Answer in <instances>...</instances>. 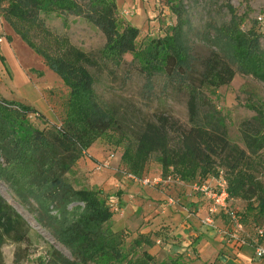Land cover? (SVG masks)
<instances>
[{"label": "trees", "instance_id": "trees-1", "mask_svg": "<svg viewBox=\"0 0 264 264\" xmlns=\"http://www.w3.org/2000/svg\"><path fill=\"white\" fill-rule=\"evenodd\" d=\"M176 4L171 3L176 22L170 31L137 46L140 29L120 17L115 0H0V17L69 92L58 126L34 105L0 97V180L69 252V257L54 253L55 264H186L180 256L159 261L149 251L151 233L114 230L112 195L70 180L97 140L121 148L122 167L138 178L152 162L173 180L222 178L229 196L245 202L253 223L264 226V109L248 105L254 116L238 123L240 144L229 136V118L212 98L236 73L264 83V31L257 21L244 28L227 3L226 22L205 23L199 38L209 48L201 51L187 38L185 10L180 0ZM51 15H72L95 26L104 37L99 59L51 30L46 22ZM125 54L133 55L146 92L160 88L184 96L185 125L165 113L127 116L99 99L90 68L101 63L119 68ZM0 61L5 62L1 53ZM28 231L0 196V264L3 243H27Z\"/></svg>", "mask_w": 264, "mask_h": 264}, {"label": "rangeland", "instance_id": "rangeland-1", "mask_svg": "<svg viewBox=\"0 0 264 264\" xmlns=\"http://www.w3.org/2000/svg\"><path fill=\"white\" fill-rule=\"evenodd\" d=\"M177 1L179 0H115L120 17L140 29L137 46L146 38L163 36L170 31L176 22L171 3L176 4ZM180 3L185 10L183 16L188 23L187 38L194 44H198L201 51L209 48L199 38L206 29L205 23L226 22L229 19L225 8L227 3L242 17L244 28L249 27L253 21H257L261 31H264V0H180ZM3 22L0 18V25L3 26ZM46 22L51 30L68 35L74 45L94 59H99L104 37L95 26L72 15H51ZM1 32L0 36L4 37V33ZM262 45L264 46V38ZM13 47L18 56L14 59L9 56L8 60L5 58L4 63L0 62V97L31 103L46 121L60 125L68 98V88L44 66L42 59L21 39H17ZM132 56V54H125L124 63L119 68L102 63L98 67L90 68L95 78V89L99 99L105 104L115 106L127 116L140 115L152 118L155 113H165L185 125L187 114L184 96L174 91L166 94L161 92L160 88L155 89L151 94L146 92L143 87V77L131 64ZM45 70H47L46 73ZM39 72L43 74L41 77L37 76ZM212 98L221 112L229 118V136L233 141L241 144L238 123L254 116V112L248 105L260 104L264 109V83L251 76L236 73L229 85L220 87L212 94ZM35 122L42 126L40 118ZM97 145L112 152L109 156L114 157L110 159L112 163L109 168L122 175L121 155L119 156L122 149L110 146L104 140H98ZM150 164V171L154 174L156 163ZM74 168L69 176L70 180L77 186H89L87 179L91 173L90 170L83 171L77 167V164ZM147 176L158 177L151 174ZM114 195L115 193L112 197ZM0 196L19 213L29 229L27 243L16 244L9 240L3 243L1 246L3 264H55L54 253L69 257L67 249L57 242L47 229L36 222L35 215L28 210L27 206L20 203L15 193L1 180ZM113 205L116 204L113 203ZM234 208L237 209L236 206ZM118 213L119 208L114 214ZM253 220L251 213L243 217L246 223L251 224ZM124 229L130 230L128 227ZM154 255L159 261L164 256L162 252ZM168 258L170 257L165 259Z\"/></svg>", "mask_w": 264, "mask_h": 264}, {"label": "crops", "instance_id": "crops-1", "mask_svg": "<svg viewBox=\"0 0 264 264\" xmlns=\"http://www.w3.org/2000/svg\"><path fill=\"white\" fill-rule=\"evenodd\" d=\"M0 32L5 35L4 42L0 43V53L7 60L9 56L16 58L18 55L13 43L20 38L5 21L3 26L0 25ZM97 143L98 140L78 160L77 167L83 171L90 170L87 185L101 188L111 195L115 193L112 202L118 206L119 213L112 218L114 230L128 227L133 236L151 233L154 245L149 251L154 254L162 252V260L180 256L186 264H211L215 260L220 264H264V258L255 257L250 246L237 247L225 239L222 232L226 226L222 214H215L211 225L202 223L209 201L193 189L196 180H173L164 186L139 185L109 168L110 159L114 156H109L112 152ZM150 165L147 175L162 177L161 167L156 164L152 174ZM218 179L208 177L203 182L214 185ZM231 203L237 209L246 211L245 202L233 199ZM245 215H248L247 211Z\"/></svg>", "mask_w": 264, "mask_h": 264}, {"label": "built area", "instance_id": "built-area-1", "mask_svg": "<svg viewBox=\"0 0 264 264\" xmlns=\"http://www.w3.org/2000/svg\"><path fill=\"white\" fill-rule=\"evenodd\" d=\"M3 37L0 36V43ZM123 176L129 180L143 186L149 185H167L173 181L170 176L167 177H149L144 176L138 178L128 173L124 168L121 170ZM193 189L202 194L209 201V208L206 216L202 218V223L211 225L214 223V215L222 214L225 220V229L222 232L225 239L234 246L241 247L243 245L250 246L253 249L254 256L264 258V226L255 223H245L241 215V210L235 209L232 198L229 196L226 183L219 178L217 183L210 185L206 182H196ZM114 212L118 211V207L113 205Z\"/></svg>", "mask_w": 264, "mask_h": 264}]
</instances>
